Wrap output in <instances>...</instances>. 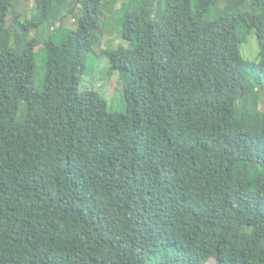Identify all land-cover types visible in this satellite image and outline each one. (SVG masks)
<instances>
[{
	"label": "trees",
	"instance_id": "1",
	"mask_svg": "<svg viewBox=\"0 0 264 264\" xmlns=\"http://www.w3.org/2000/svg\"><path fill=\"white\" fill-rule=\"evenodd\" d=\"M101 1L44 39L39 88L34 33L63 0L12 25L0 0V264H264V110L238 106L264 95V0H128L122 112L79 88Z\"/></svg>",
	"mask_w": 264,
	"mask_h": 264
},
{
	"label": "rangeland",
	"instance_id": "2",
	"mask_svg": "<svg viewBox=\"0 0 264 264\" xmlns=\"http://www.w3.org/2000/svg\"><path fill=\"white\" fill-rule=\"evenodd\" d=\"M128 0H102L100 10L105 14V19L101 22L102 32L99 39L94 42L92 51L88 54L86 66L84 68L82 79L79 84L81 90L95 89L99 91L107 100L110 111H126L127 100L123 84L121 83L119 72L110 70V59L106 51L115 50L120 45L130 46L131 42L122 37V20L123 10ZM77 3V0H63L61 3L54 2L51 22H56L51 28L47 23L40 31L34 33L39 37L37 47V70L34 81L37 87L41 88L45 78V52L43 50V41L49 35L53 28H57L63 19V25L69 28H75L77 25V17L82 13L83 9ZM77 5L75 14H71V9ZM214 7L210 14V18L219 15V8ZM35 9V0H13V5L8 14V25L14 24V16L17 14L21 19L29 18L33 15ZM58 20V21H57ZM239 32L246 35V41L240 45V51L246 59L255 60L259 53V42L254 31H248L246 26H241ZM53 33V32H52ZM51 34V33H50ZM58 41L63 37L61 32L54 33ZM258 96V97H257ZM256 98V99H255ZM255 99V100H254ZM254 101H257V107L264 110V95L260 90H254L248 94L247 99L240 100L238 106L246 105L251 107ZM21 115V113H20ZM20 115L18 119H20ZM203 264H217L216 257H210Z\"/></svg>",
	"mask_w": 264,
	"mask_h": 264
}]
</instances>
